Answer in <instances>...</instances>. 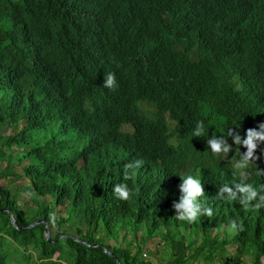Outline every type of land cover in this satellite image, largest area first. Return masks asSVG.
<instances>
[{
  "label": "trees",
  "instance_id": "1",
  "mask_svg": "<svg viewBox=\"0 0 264 264\" xmlns=\"http://www.w3.org/2000/svg\"><path fill=\"white\" fill-rule=\"evenodd\" d=\"M263 120L264 0H0V264H262L264 209L217 198L246 149L207 142ZM188 175L213 199L193 224L173 208Z\"/></svg>",
  "mask_w": 264,
  "mask_h": 264
},
{
  "label": "clouds",
  "instance_id": "2",
  "mask_svg": "<svg viewBox=\"0 0 264 264\" xmlns=\"http://www.w3.org/2000/svg\"><path fill=\"white\" fill-rule=\"evenodd\" d=\"M103 86L110 90H114L118 87L114 73H108L106 75ZM259 123H261L258 125L259 130L248 129L246 138H242L238 131L228 129L226 136L212 137L208 139L207 142L211 152L215 156L223 159H228L230 152L233 151L232 145L227 142L228 137H231L238 149L241 146L246 149V152H240L239 159L233 163L232 174L241 177V182H237L234 186L225 183L219 188L217 198L226 203H231L233 201L239 202L245 210L251 208L253 211L264 209V194H261L251 183H248V178L251 176L249 169L252 168L255 170L256 165L254 162L259 159V157L255 155L258 145L264 143V120ZM204 131V123L203 121H199L196 124L193 135L200 137ZM141 165V161H136L134 164H129L126 167L132 169L140 167ZM255 171L258 174H264V172ZM128 178H130L129 175L125 174V179ZM182 181L183 183L179 188L182 195L179 198V202L173 204V208L176 212L175 219L193 224L202 216L211 218L214 214L211 207L213 199L207 195L208 184L205 182L201 183L199 178L192 175H188L186 178H183ZM113 191L116 197L121 201H128L131 198V192L126 184L115 185ZM243 230V225L237 223L236 220H232L228 229L230 235H237ZM261 262L264 264V258ZM196 264H199V262H196ZM241 264H244V258L241 259Z\"/></svg>",
  "mask_w": 264,
  "mask_h": 264
},
{
  "label": "water",
  "instance_id": "3",
  "mask_svg": "<svg viewBox=\"0 0 264 264\" xmlns=\"http://www.w3.org/2000/svg\"><path fill=\"white\" fill-rule=\"evenodd\" d=\"M0 211L3 212V210H0ZM7 212L9 213V215H10V217H11V222H12V224L14 225V227H15L16 229H18V230H21V228L17 225L16 220H15V218H14L12 212H11L10 210H7ZM41 222H42V221H38V222L34 223L33 225H31L30 227H28L27 229H31V228H33V227H35V226L41 224ZM47 230H48V231H47V234H46V238H47L48 241H51V232H50L49 227H47ZM61 238H69V237H68V236H61V237H59V239H57L54 243H56V242H57L58 240H60ZM75 240H76L77 242H80V243L86 245V243H84V242L81 241L80 239L75 238ZM104 251H105V253L108 254L109 256H112V257L116 258V259L118 260V264H121V261L118 259V257H117L112 251H109L108 249H105Z\"/></svg>",
  "mask_w": 264,
  "mask_h": 264
},
{
  "label": "rangeland",
  "instance_id": "4",
  "mask_svg": "<svg viewBox=\"0 0 264 264\" xmlns=\"http://www.w3.org/2000/svg\"><path fill=\"white\" fill-rule=\"evenodd\" d=\"M12 134H14V132H13V130L9 127H7L5 130H4V135L5 136H10V135H12ZM14 183H16V184H21V181L20 180H18V181H15ZM2 184H8V181L7 180H3V182H2ZM156 243H158L159 242V240H156L155 241ZM159 244V243H158ZM151 248H153V246L151 245ZM231 249V248H230ZM147 255L149 256V257H151V258H153V256L152 255H150L149 253H147ZM58 257V254L56 255V258ZM55 258V259H56ZM242 258H244V264H254V261H253V258H252V256H244V257H242Z\"/></svg>",
  "mask_w": 264,
  "mask_h": 264
}]
</instances>
